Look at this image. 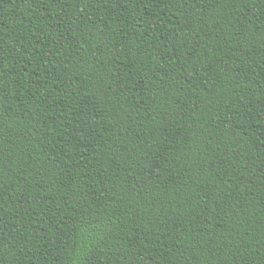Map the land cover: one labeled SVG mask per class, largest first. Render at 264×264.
Here are the masks:
<instances>
[{
  "label": "trees",
  "instance_id": "16d2710c",
  "mask_svg": "<svg viewBox=\"0 0 264 264\" xmlns=\"http://www.w3.org/2000/svg\"><path fill=\"white\" fill-rule=\"evenodd\" d=\"M0 264H264V0H0Z\"/></svg>",
  "mask_w": 264,
  "mask_h": 264
}]
</instances>
